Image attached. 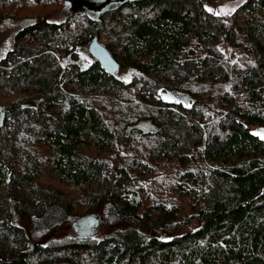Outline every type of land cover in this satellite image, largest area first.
Masks as SVG:
<instances>
[{"label":"trees","instance_id":"trees-1","mask_svg":"<svg viewBox=\"0 0 264 264\" xmlns=\"http://www.w3.org/2000/svg\"><path fill=\"white\" fill-rule=\"evenodd\" d=\"M53 1L70 10V0H0V26L25 21L0 59V264H264V139L252 132L264 128V0L229 17L206 0L30 16ZM95 37L140 78L126 85L97 62L76 63ZM51 165L69 170L66 186L41 183ZM102 208L108 224L199 228L171 241L122 236L130 228L43 247L16 223L52 219L51 230Z\"/></svg>","mask_w":264,"mask_h":264},{"label":"rangeland","instance_id":"rangeland-1","mask_svg":"<svg viewBox=\"0 0 264 264\" xmlns=\"http://www.w3.org/2000/svg\"><path fill=\"white\" fill-rule=\"evenodd\" d=\"M99 0H72L73 7L75 8L76 3L81 5L78 6V10L80 9H87L89 14H92V18H97V13L92 10V7L95 5H101L104 3H97ZM246 0H218L216 2H205V8L212 12L215 15L221 16H231L241 5L245 3ZM63 4V1H62ZM35 3L30 1L27 5L23 8L24 11L26 8H34ZM60 4L57 1H53L50 5L46 6H38L35 9V14L30 16H35L39 13H46L48 12V19L51 22H61L65 20L71 13L74 11L72 9L68 10L66 13L63 10ZM70 8V6H69ZM110 10V9H109ZM106 12V11H105ZM99 17V16H98ZM22 17L16 20H7L3 25L0 26V59L5 57L8 52L13 50L15 39L20 32V29L23 27L25 21L21 19ZM40 18V16H39ZM102 44H106L104 40H101ZM103 44V45H104ZM89 46L83 47L77 50V55L79 57L76 63L84 62L90 66L91 64L95 63V59L91 55L89 51ZM222 51L226 54L229 58L232 53V49L227 42H223L221 45ZM62 67L64 68L65 74H61L58 78V85H61L62 80L66 79L69 73V65L73 62L70 59L61 60L60 61ZM122 68L120 71L115 75L117 79L121 80L124 84L128 85L133 82L134 79L140 78V73L138 70L126 67L121 64ZM110 100L120 103V100L117 97L110 96ZM139 102V101H137ZM39 101L30 103L32 106L38 104ZM146 125L144 126V128ZM252 132L254 135L258 136L261 139H264V128L262 127H253ZM86 138V136H84ZM98 138H93L91 143H96ZM117 161L113 163L115 165ZM72 166V165H70ZM117 171V168H115ZM69 170H66V173ZM66 173L61 172L59 169L56 168L55 165H51L49 168H46L44 171V180L41 183L45 184L46 181H54L57 182L61 187L67 185V181H63L66 179ZM161 176H171L173 175V169H166L160 171ZM13 177L12 170L7 171L4 180L9 182ZM7 184L0 186V198L4 195L3 192ZM93 219L95 221H91ZM54 220L48 219L43 220L40 223L37 222L35 219H27L23 215H20L16 223L18 226L23 228L28 236V240L32 244H40L43 247H53L57 245H62L65 241L70 239H93L97 241H101L106 236L109 235H116L124 230H128L132 228L130 231L123 232L122 236L128 234L129 232H134L139 239H143L145 241H149L152 238H160L164 241H171L175 237H181L184 234L190 231H196L199 228V224L193 222L189 227L177 231V232H170L168 230H154L148 228L143 222H138L135 226L129 225L125 222L117 223V224H108L107 220V211L105 208H102L96 211L93 214H86L80 217H70L67 221H59L56 223L53 229H48L50 225L53 223ZM92 222V223H91ZM52 264H62V263H52Z\"/></svg>","mask_w":264,"mask_h":264},{"label":"water","instance_id":"water-1","mask_svg":"<svg viewBox=\"0 0 264 264\" xmlns=\"http://www.w3.org/2000/svg\"><path fill=\"white\" fill-rule=\"evenodd\" d=\"M123 1V0H121ZM103 0H99L97 3H102ZM89 51L95 61L109 74L116 75L121 69V63L111 54V52L100 42L98 37H95L90 43ZM187 102L195 100L191 97L185 98ZM3 119V114L0 110V124Z\"/></svg>","mask_w":264,"mask_h":264},{"label":"flooded vegetation","instance_id":"flooded-vegetation-1","mask_svg":"<svg viewBox=\"0 0 264 264\" xmlns=\"http://www.w3.org/2000/svg\"><path fill=\"white\" fill-rule=\"evenodd\" d=\"M104 4H101V5H95V7H92V10L95 11L97 13V18H99L100 16H103L105 14V11H108L109 9H112L116 6H120L122 5L123 3H129L128 0H103ZM73 7V3H72V0H70V8L69 9H72ZM99 16V17H98ZM20 31H22V28L20 29ZM122 68V66H121Z\"/></svg>","mask_w":264,"mask_h":264},{"label":"snow or ice","instance_id":"snow-or-ice-1","mask_svg":"<svg viewBox=\"0 0 264 264\" xmlns=\"http://www.w3.org/2000/svg\"><path fill=\"white\" fill-rule=\"evenodd\" d=\"M262 138H264V137H262Z\"/></svg>","mask_w":264,"mask_h":264}]
</instances>
